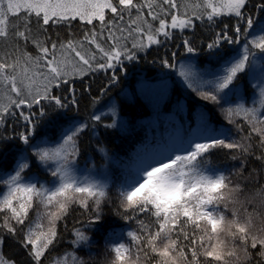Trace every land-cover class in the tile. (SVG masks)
Wrapping results in <instances>:
<instances>
[{
  "label": "snow or ice",
  "instance_id": "6c2138e0",
  "mask_svg": "<svg viewBox=\"0 0 264 264\" xmlns=\"http://www.w3.org/2000/svg\"><path fill=\"white\" fill-rule=\"evenodd\" d=\"M0 264H264V0H0Z\"/></svg>",
  "mask_w": 264,
  "mask_h": 264
}]
</instances>
